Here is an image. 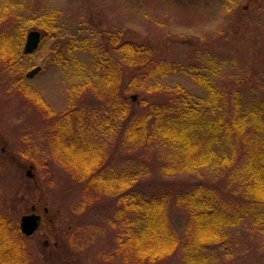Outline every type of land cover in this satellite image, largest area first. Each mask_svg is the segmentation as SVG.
Wrapping results in <instances>:
<instances>
[{"label": "rangeland", "instance_id": "rangeland-1", "mask_svg": "<svg viewBox=\"0 0 264 264\" xmlns=\"http://www.w3.org/2000/svg\"><path fill=\"white\" fill-rule=\"evenodd\" d=\"M8 1L20 3L10 12L20 15L19 26L26 28V35L38 31L43 38L34 53L22 58L21 68L25 75L41 68L32 79H25L27 87L39 94L49 110H41L10 92L15 90L0 74V212L20 232L21 217L32 213L31 208L35 207L34 213L42 217L41 224L34 235L26 238L37 264H60L62 259L57 258V250L69 264H131L127 255L116 252L120 250L118 230L104 223V210L96 212L91 208L95 203L100 209L111 198L101 195L92 200L89 193L74 187L69 171L72 164L76 166L79 153L73 154L54 144V120L71 110V104L76 106L72 112H78L77 116L79 111L107 116L106 92L87 89L76 94L71 90L79 86L85 75L92 77L94 51H103L110 37H115L118 44L148 43L154 55L178 66L186 67L190 60L202 62L206 60L203 52L208 51L215 69L213 81L223 97L233 93L234 98L245 104L264 98V0ZM50 7L57 11L58 18L56 29L48 33L40 26L38 16ZM78 35L74 39H79L86 48L78 53L77 65L72 54H66L64 44ZM79 64L85 69L80 77ZM114 67L119 68L122 79H128L132 71L128 63L116 58ZM156 83L164 89L180 84L194 96L204 95L203 89L178 70L167 73ZM126 96L129 103L144 99L148 105L154 98L144 90L127 91ZM79 125L71 127L73 132L79 130ZM92 129L94 134L99 131ZM76 139L71 138L78 144L79 131ZM101 145L104 161L109 159L116 171L128 169L131 155L137 152L122 137L108 134L107 130ZM153 150L158 152V148ZM30 166L34 179L26 177ZM197 181L217 192L235 211L242 212L238 222L223 231L219 244H210L203 250L206 264H264V232L252 222L237 171L200 169L174 177L149 170L140 183L163 193L186 190ZM86 206L93 211H87ZM168 219L177 236L183 238L186 214L172 202L168 206ZM89 222L95 227H88ZM141 264L189 263L179 247L161 260Z\"/></svg>", "mask_w": 264, "mask_h": 264}, {"label": "trees", "instance_id": "trees-1", "mask_svg": "<svg viewBox=\"0 0 264 264\" xmlns=\"http://www.w3.org/2000/svg\"><path fill=\"white\" fill-rule=\"evenodd\" d=\"M19 4L0 0V74L15 90L10 92L48 111L39 94L27 87L21 68L22 58L29 56L23 52L26 28L19 26L20 15L10 12ZM43 10L38 20L49 33L57 27L58 14L51 7ZM72 38L64 46L66 54H72L78 65V53L86 45L74 39L79 35ZM42 39L41 36L40 45ZM94 53L92 77L85 75L71 92L78 94L87 89L106 92L107 116L104 113L97 116V112L87 115L83 111L77 116L78 112H72L76 106L71 104V110L54 120L53 140L58 148L79 153L76 166L72 164L69 171L74 187L89 193L92 200L101 195L111 198L100 209L95 203L91 208L96 212L104 210V223L118 230L120 250L116 252L127 255L131 264H141L154 263L181 247L187 263L206 264L203 250L210 244H219L223 231L242 217V212L235 211L200 181L186 190L163 193L151 190L140 183L149 170L174 177L200 169L237 171L252 222L264 232V98L245 104L234 98L233 93L223 97L213 81L215 69L208 51L203 52L206 60H190L185 67L157 57L148 43L118 44L115 37H110L108 46ZM116 58L131 67L127 80L114 67ZM84 70L79 64V77ZM176 70L188 75L190 82L203 89L204 95L194 96L180 84L171 89L159 87L158 79ZM140 90L154 97L151 104L144 99L140 103L127 102V91ZM76 124H80L79 145L71 140H77L78 131L71 128ZM92 128H97L98 133L94 134ZM105 130L122 137L123 142L137 150L125 171H116L110 160L104 161L102 157ZM170 202L186 214L183 238L177 236L168 219ZM87 226L95 227L90 222ZM28 240L0 212V264H37ZM55 254L64 259L58 250ZM64 260L59 263L69 264Z\"/></svg>", "mask_w": 264, "mask_h": 264}, {"label": "water", "instance_id": "water-1", "mask_svg": "<svg viewBox=\"0 0 264 264\" xmlns=\"http://www.w3.org/2000/svg\"><path fill=\"white\" fill-rule=\"evenodd\" d=\"M41 41V35L38 31H30L26 35L25 44L23 48V52L26 55L32 54L39 47ZM41 68L36 67L30 71H28L25 75V78L32 79L35 75L40 72ZM131 100H135V96L131 97ZM33 166H30L26 171V177L29 179H34V175L32 173ZM32 213L28 215H23L19 222V228L22 235L25 237H31L35 232L38 231L41 224V216L35 214V207H32ZM46 212V209H44ZM46 244V243H45Z\"/></svg>", "mask_w": 264, "mask_h": 264}]
</instances>
